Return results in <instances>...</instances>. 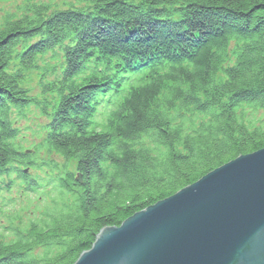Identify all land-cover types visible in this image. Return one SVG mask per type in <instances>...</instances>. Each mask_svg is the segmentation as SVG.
Listing matches in <instances>:
<instances>
[{
  "label": "trees",
  "instance_id": "trees-1",
  "mask_svg": "<svg viewBox=\"0 0 264 264\" xmlns=\"http://www.w3.org/2000/svg\"><path fill=\"white\" fill-rule=\"evenodd\" d=\"M13 1L0 9V178L37 189L22 167H53L36 162L43 151L76 161L78 174L57 168L43 210L9 220L21 225L0 235L15 236L0 240V264H75L103 229L264 149V0H87L54 11L48 0ZM103 105L111 127L99 130ZM32 108L46 123L27 154L17 124ZM247 108L260 121L247 122ZM54 191L60 202L45 213ZM37 249L57 253L38 259Z\"/></svg>",
  "mask_w": 264,
  "mask_h": 264
},
{
  "label": "water",
  "instance_id": "water-1",
  "mask_svg": "<svg viewBox=\"0 0 264 264\" xmlns=\"http://www.w3.org/2000/svg\"><path fill=\"white\" fill-rule=\"evenodd\" d=\"M75 264H264V149L103 229Z\"/></svg>",
  "mask_w": 264,
  "mask_h": 264
},
{
  "label": "rangeland",
  "instance_id": "rangeland-1",
  "mask_svg": "<svg viewBox=\"0 0 264 264\" xmlns=\"http://www.w3.org/2000/svg\"><path fill=\"white\" fill-rule=\"evenodd\" d=\"M49 2H50V4H51V7H52V10H56V9H59V8H61V6H62V4L63 3H66V2H72V3H79L81 0H48ZM7 3H15L13 0H4L3 2H1V5H0V9L2 8H5V7H8V8H11V6H7ZM31 112H32V114L34 115V119L32 120V123L33 124H36V126L38 127V128H42V126L45 124V120H42L41 119V116L40 115H38L36 112H35V109L33 108L32 110H31ZM246 113H247V122H249V123H253V124H255V123H257L258 121H260V119H261V116H258L255 112H254V110L251 108V109H246ZM30 114V113H29ZM28 114V115H29ZM31 124V123H30ZM261 151V150H260ZM53 156L55 157V158H57L56 160H55V165L53 166V167H49L48 169L46 168L45 170H46V176L47 177H49V178H53V177H55V176H53L54 175V173H56L57 172V168H59L60 169V172L62 173V176H63V173H64V171H66V172H68V173H73L74 172V170H75V168H74V165L73 164H71L72 162H65L62 158H60L59 156H57V155H55V154H53ZM38 160L36 161L37 163H42V162H49L50 161V159L48 158V155H47V153H46V151H43V152H40V154L38 155ZM58 163V164H57ZM38 168V167H37ZM36 170V169H35ZM35 170H33V171H35ZM211 173V172H210ZM48 182V180L47 179H43V183H47ZM57 188H60L59 187V185H58V187ZM183 190V189H182ZM59 194H60V191L59 192H57V191H54L52 194H51V196H50V198L51 197H54V201L53 200H51L50 198H49V200H48V202H47V204H46V208H44V210H46L45 211V213H47V210H51L53 207H52V205H55L56 203H58V202H60V199H61V197H59ZM74 200V197H72V196H70V195H68V194H65V196H64V199H63V201H73ZM62 201V202H63ZM42 204H45V199H44V203H42ZM17 209H15L13 212H15ZM41 210H43V208L41 207ZM32 210H30L29 211V213L31 212ZM43 213H44V211L40 214V215H43ZM44 213V214H45ZM133 217V216H132ZM37 224H39V222H37ZM11 226L10 227V229L11 228H14V227H17V225H18V221L17 222H14V223H12V224H9L8 222H7V220H5L4 222H2V224H1V226H0V235H2V236H5V235H7V233H6V230H4L3 228H2V226ZM29 226H30V224H27V225H24L23 227H21L19 230L21 231V232H23L24 234H26L27 233V229L29 228ZM120 227V226H119ZM9 229V230H10ZM0 240L1 241H3V242H6V243H9V242H12V241H14L15 240V236H11L10 238H0ZM57 253V250H55V249H44V250H42V249H37L35 252H34V257H36V258H38V259H42V258H50V257H52V256H54L55 254Z\"/></svg>",
  "mask_w": 264,
  "mask_h": 264
}]
</instances>
